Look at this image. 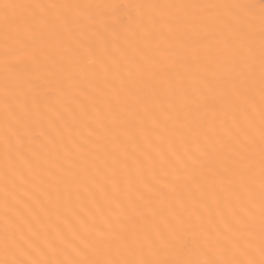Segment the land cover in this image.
I'll list each match as a JSON object with an SVG mask.
<instances>
[{"label": "snow or ice", "instance_id": "1", "mask_svg": "<svg viewBox=\"0 0 264 264\" xmlns=\"http://www.w3.org/2000/svg\"><path fill=\"white\" fill-rule=\"evenodd\" d=\"M0 264H264V0H0Z\"/></svg>", "mask_w": 264, "mask_h": 264}]
</instances>
